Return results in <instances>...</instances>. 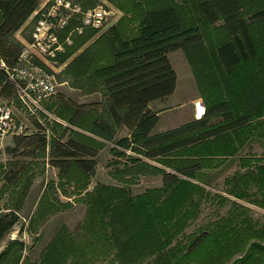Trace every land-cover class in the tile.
I'll return each mask as SVG.
<instances>
[{
  "label": "trees",
  "instance_id": "16d2710c",
  "mask_svg": "<svg viewBox=\"0 0 264 264\" xmlns=\"http://www.w3.org/2000/svg\"><path fill=\"white\" fill-rule=\"evenodd\" d=\"M108 1L123 16L63 72L72 88L99 92L102 100L57 106L55 115L67 125L52 121V131L62 129L66 140L53 134L48 140L40 128L42 134L23 151L31 158L32 145L41 153L49 147L51 165L62 179L75 181L81 195L99 150L111 143L121 159L115 163H123L120 174L126 187L98 184L86 191L81 198L86 204L83 236L62 228L39 264H96L104 259L113 264H264V216L254 218L246 206L264 210V0ZM38 4L0 0V60L9 67L16 65L22 47L14 34ZM96 32H72L60 61L70 59ZM176 50L186 54L206 109L191 124L154 134L160 118L150 105L176 90L177 75L168 58ZM15 90L0 71V98H12ZM122 129L127 135L118 137ZM26 139L15 137V147L6 152L13 154ZM255 141L263 146L262 156L241 157L240 168L225 179L224 194L211 192L205 172ZM147 173L160 175L162 186L132 195L129 186ZM18 192L16 204L0 215V242L19 221L26 190ZM210 200L230 207L205 229L185 236ZM46 201L43 194L38 214ZM48 205L50 213L57 209ZM21 253L20 248L14 264ZM9 261L10 252L0 254V264Z\"/></svg>",
  "mask_w": 264,
  "mask_h": 264
},
{
  "label": "rangeland",
  "instance_id": "374dc122",
  "mask_svg": "<svg viewBox=\"0 0 264 264\" xmlns=\"http://www.w3.org/2000/svg\"><path fill=\"white\" fill-rule=\"evenodd\" d=\"M42 0H39L41 2ZM88 5L91 1L83 0ZM111 13L108 16L104 27L95 33V36L87 41L81 48L67 61L61 62L57 57L54 64V72L57 80V93L54 97L43 102L44 111L29 109L23 104L16 94L9 101L13 108L14 122L23 126L22 133L8 134L0 140V215L9 212L19 200V190L25 189L21 209L18 211L19 221L5 235L0 242V254L5 251L10 252L8 264H14L21 248V260L19 264H39L47 246L53 241L62 228H67L74 236L82 235V226L86 212V204L82 198L86 191H91L98 184L110 185L115 187H126V183L121 181L122 164H116L118 157L111 151L112 144L105 142L95 157L96 165L94 172L90 176L89 183L85 192L81 195L75 190V181H67L59 176V170L51 165L49 147L45 153L38 150L34 151V145L30 147L33 157L27 158L24 155L28 151L25 149L26 143L35 140L42 134L40 128L45 129L48 140L55 136L61 138L62 129L56 128L52 131V121L67 125L64 121L57 118L55 110L57 106L64 103H76L80 105L94 104L102 100L99 92L83 93L81 90L71 87V81L67 79L63 72L66 65L72 61L79 53L86 49L96 38L106 32L111 26L115 25L123 16L116 6L108 0H100ZM95 5V4H94ZM65 50V49H64ZM64 52V51H63ZM61 52V53H63ZM59 53V54H61ZM59 56V55H58ZM173 69L177 75V86L174 94L165 100L156 101L150 108L159 115V123L155 128L154 134L174 130L182 126L191 124L205 112V104L200 97L196 85L193 71L183 50H176L168 54ZM16 91V90H15ZM7 102V100H1ZM8 103V102H7ZM53 106L52 109H49ZM78 130V129H77ZM81 131V130H78ZM43 133V134H44ZM87 135L89 133L84 132ZM68 133L64 134L62 141L66 140ZM127 135V130L122 129L118 137ZM27 138L21 146L16 147V152L8 154L7 147L14 148V138ZM37 146V144H36ZM263 146L259 142H252L247 145L234 159H230L224 165L207 170L204 180L211 192L224 194L225 179L231 176L239 167L241 157H261ZM152 165H157L152 160L145 159ZM123 162V161H122ZM3 167V168H2ZM28 168L24 172V168ZM128 178V175H125ZM77 180L78 175H75ZM162 186L160 175L147 173L138 175L134 183L129 186L132 195H138L148 189ZM4 191L1 193V191ZM43 194H47L46 204L40 214L37 213ZM49 203L54 204L57 209L50 213ZM251 208V215L258 219L264 216V210L251 204H246ZM230 205L219 207L214 200L205 203L201 209L198 219L192 222L185 230V236L197 233L205 229L210 223L226 214ZM49 208V209H48ZM15 241L22 243L20 247ZM13 255V256H12ZM96 264H113L110 259L98 261Z\"/></svg>",
  "mask_w": 264,
  "mask_h": 264
},
{
  "label": "built area",
  "instance_id": "2783aa9c",
  "mask_svg": "<svg viewBox=\"0 0 264 264\" xmlns=\"http://www.w3.org/2000/svg\"><path fill=\"white\" fill-rule=\"evenodd\" d=\"M96 1L95 5H84L83 0H42L30 16L29 37L22 44L16 65L9 67L0 60V71L29 109L44 111L43 102L56 95L54 64L65 45L72 43L71 33L104 27L111 12L102 1ZM14 114L9 103L0 101V140L8 134L22 133L23 126L14 122Z\"/></svg>",
  "mask_w": 264,
  "mask_h": 264
},
{
  "label": "crops",
  "instance_id": "0c3cea01",
  "mask_svg": "<svg viewBox=\"0 0 264 264\" xmlns=\"http://www.w3.org/2000/svg\"><path fill=\"white\" fill-rule=\"evenodd\" d=\"M31 16V15H30ZM30 16L27 19V21L23 24V26H21V28L14 34V37L17 41L20 42V44L22 45L29 37V30H30V26H29V20H30ZM17 94V93H16ZM15 94V95H16ZM14 95V96H15ZM18 95V94H17ZM13 96V97H14ZM1 100H7L9 101L10 99H6L3 96L0 98ZM12 100V99H11ZM24 104V103H23ZM25 105V104H24ZM26 106V105H25Z\"/></svg>",
  "mask_w": 264,
  "mask_h": 264
}]
</instances>
